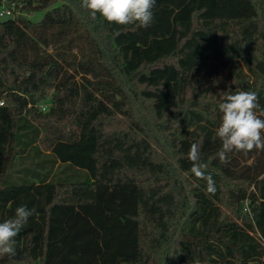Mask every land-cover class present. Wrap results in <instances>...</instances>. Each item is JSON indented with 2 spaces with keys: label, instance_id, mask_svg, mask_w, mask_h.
<instances>
[{
  "label": "trees",
  "instance_id": "obj_1",
  "mask_svg": "<svg viewBox=\"0 0 264 264\" xmlns=\"http://www.w3.org/2000/svg\"><path fill=\"white\" fill-rule=\"evenodd\" d=\"M2 7L0 222L22 204L36 214L0 264H264V151L221 162L215 137L227 94L264 107V0H156L146 29L93 19L81 0ZM48 26L90 39L114 94L60 78L91 64L21 53ZM194 142L214 195L190 172Z\"/></svg>",
  "mask_w": 264,
  "mask_h": 264
},
{
  "label": "clouds",
  "instance_id": "obj_2",
  "mask_svg": "<svg viewBox=\"0 0 264 264\" xmlns=\"http://www.w3.org/2000/svg\"><path fill=\"white\" fill-rule=\"evenodd\" d=\"M81 6L90 12L93 19L99 15L119 26L133 25L146 29L155 21L153 9L156 0H81ZM218 108L222 115L215 137L221 142L217 152L221 162L226 161V154L233 151L245 155L253 150L264 151V107L257 92L238 90L227 94ZM187 159L191 162V174L206 181L207 193L214 195L217 191L215 181L206 174L208 164L202 162L199 143L190 145ZM35 214L34 207L22 204L15 208L13 216L0 222V258L15 255L16 237Z\"/></svg>",
  "mask_w": 264,
  "mask_h": 264
},
{
  "label": "rangeland",
  "instance_id": "obj_3",
  "mask_svg": "<svg viewBox=\"0 0 264 264\" xmlns=\"http://www.w3.org/2000/svg\"><path fill=\"white\" fill-rule=\"evenodd\" d=\"M41 12H36L32 15H25L30 20H38L41 17ZM21 53H27L30 58L35 60H65L70 62H83L91 64L93 69L83 67H71L66 65L60 73V78L66 74H71L76 79L83 80L89 84L94 83L103 86H109L102 91L104 94H114L110 90L112 84L108 76L98 71L93 63L92 49L93 45L90 39L83 36L76 27H41L35 32L28 35L23 41ZM46 103L43 105L45 106ZM42 105V106H43Z\"/></svg>",
  "mask_w": 264,
  "mask_h": 264
},
{
  "label": "water",
  "instance_id": "obj_4",
  "mask_svg": "<svg viewBox=\"0 0 264 264\" xmlns=\"http://www.w3.org/2000/svg\"><path fill=\"white\" fill-rule=\"evenodd\" d=\"M11 19H13V16L10 13H4V14L0 15V23L6 22V21L11 20Z\"/></svg>",
  "mask_w": 264,
  "mask_h": 264
},
{
  "label": "built area",
  "instance_id": "obj_5",
  "mask_svg": "<svg viewBox=\"0 0 264 264\" xmlns=\"http://www.w3.org/2000/svg\"><path fill=\"white\" fill-rule=\"evenodd\" d=\"M4 13H10L8 10L4 9L3 7L0 8V15L4 14ZM2 101H0V105H2Z\"/></svg>",
  "mask_w": 264,
  "mask_h": 264
}]
</instances>
